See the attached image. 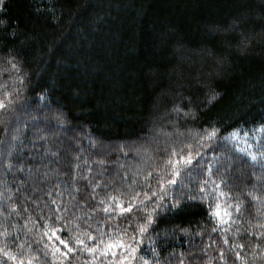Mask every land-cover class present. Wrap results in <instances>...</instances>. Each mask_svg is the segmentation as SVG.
I'll return each instance as SVG.
<instances>
[{
    "label": "trees",
    "instance_id": "obj_1",
    "mask_svg": "<svg viewBox=\"0 0 264 264\" xmlns=\"http://www.w3.org/2000/svg\"><path fill=\"white\" fill-rule=\"evenodd\" d=\"M9 49L25 85L15 111H0V249L17 255L48 244L51 261L59 241H49L46 228L70 243L85 229L95 235L107 215L101 200L118 197L126 206L173 147L186 152L205 129L232 137L264 122V0H4L0 86L11 91L18 81L3 71ZM204 152L231 165L213 169L219 188L209 183L205 199L162 212L141 254L150 264H225L223 250L227 264H242L239 251L247 264H264V237L252 235L261 231L259 200L250 195L264 198L260 166L231 138ZM9 161L17 167L9 170ZM198 173L200 166L191 183L177 177L186 185L180 194L200 195L209 178ZM217 203L221 216L213 213ZM57 205L69 210L66 227L55 218ZM134 214L115 215L102 230L124 227Z\"/></svg>",
    "mask_w": 264,
    "mask_h": 264
},
{
    "label": "snow or ice",
    "instance_id": "obj_2",
    "mask_svg": "<svg viewBox=\"0 0 264 264\" xmlns=\"http://www.w3.org/2000/svg\"><path fill=\"white\" fill-rule=\"evenodd\" d=\"M3 6L4 0H0V8ZM5 63L8 65V68L3 71L16 73L15 79L18 81V85L11 91L8 90L7 85L0 86V88L3 89V91L0 92V111L14 112L15 101L19 99V88L25 85V79L21 74V62L17 60V54H14L11 49L6 53ZM219 95V93H214L209 98V103L215 101ZM185 115H187V113H185ZM234 131L236 136H239L240 132H243L245 138L253 133L259 136L260 142L257 145V149L255 151H247L245 155L250 158L253 165L260 166L262 170L259 177L260 181H262L260 186L264 187V122H261L257 127L248 129L247 131L242 129ZM219 133L220 129L213 125L211 128L205 129L203 134L196 138L195 144H188V150L186 152L183 147L179 149L173 147L167 159L164 160L163 165L158 167V174L153 177L152 172H149L147 176L144 177V186L142 189L135 193L126 206L118 197H110L108 203L101 200V204L103 205L102 210L107 215L105 221L97 222L95 235H93L91 231L85 229L80 235L73 237L74 243H70L69 240L57 235L56 229L46 228L43 235H47L49 241H52L53 236L59 241L58 245L53 242L50 247L51 261L47 260L49 245L45 244V251L41 253L39 250H35L27 257L23 252L17 255L7 249H0V254H2L4 258L0 264H9V261H12L13 264H54L57 260L60 261V264H72V261L78 256H84L85 254L86 258L83 264H150V261L141 253L145 237L151 226L156 222L157 217L169 208H179L181 202L185 199H205L208 196V192L205 191V189L209 183L215 186L216 189L219 188L216 181L211 179L213 176V169L217 165H222L225 171L231 167L230 164H222L221 159L215 154L212 156L211 160L207 159V153L204 152V149L210 147L212 142L217 139H224L225 143H227L228 139L233 138L220 137ZM16 139L17 137L13 136V140ZM194 160L196 164H193ZM203 165H207V167L204 168ZM197 166H200V173L198 174L206 172L209 178L200 184V195H193L191 191L180 194L186 185L183 179L178 182L177 177H181L183 174L185 179H188V182L191 183L190 177ZM14 167H17V165H14L11 161L7 163V168L9 170ZM18 170L23 171V168L20 167ZM153 179L156 181L155 187L152 185ZM219 194L224 195L222 192ZM250 195H252L254 200H259L257 213L262 217V219L257 220V226L261 231L253 232L252 235L258 238L264 237V198L257 197L254 193H250ZM51 203L56 204V200H52ZM219 207V203H217L216 209H213V213L216 216H221V212L217 210ZM133 208H136V214L131 218H126L128 222L124 227L115 225L107 231L102 230L107 220L114 219L115 215L122 216L126 212H132ZM68 211L67 207H62L60 205H57L54 210L56 220H63L65 227L69 222L64 220L62 214ZM236 211H240L239 204L236 205ZM54 212L53 209L50 207L48 208V219L52 217ZM141 213L143 215L139 216ZM222 215L224 217H230L231 213L225 210ZM137 216H139V218H137ZM89 219H91V217H89ZM220 223H227V221L221 219ZM45 224H47V219H45ZM90 227L91 225H89V228ZM77 230L79 231V225H77ZM181 230L184 231V229ZM213 230L215 231V229ZM49 231H51V235L48 234ZM149 239L151 238L149 237ZM152 243L155 242L152 241ZM224 243L227 244L228 240L225 239ZM60 245H62L63 248H61ZM18 247L22 249L24 246L21 244L18 245ZM235 247L237 246H234V248ZM238 247L243 248L244 245L241 244L238 245ZM151 251L155 253L156 249L152 248ZM235 256L241 259L242 264H247V261L241 258L239 251H235ZM220 258L225 260V264H227L223 250H221ZM156 264H159V262L157 261ZM179 264H184L182 258L179 260Z\"/></svg>",
    "mask_w": 264,
    "mask_h": 264
},
{
    "label": "rangeland",
    "instance_id": "obj_3",
    "mask_svg": "<svg viewBox=\"0 0 264 264\" xmlns=\"http://www.w3.org/2000/svg\"><path fill=\"white\" fill-rule=\"evenodd\" d=\"M233 138L232 141L237 145V147L239 148V150H241L242 152H247V151H252L253 150V146L252 143L250 141H248V138H245L244 135H239L236 136V134L232 135ZM256 135L254 134L252 136V139H256ZM251 146V147H250ZM4 258H2L0 256V262L3 261Z\"/></svg>",
    "mask_w": 264,
    "mask_h": 264
}]
</instances>
